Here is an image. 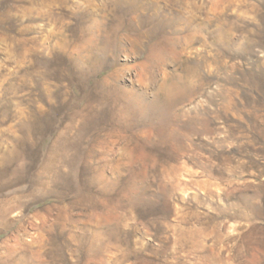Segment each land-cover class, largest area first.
Listing matches in <instances>:
<instances>
[{
  "label": "rangeland",
  "instance_id": "obj_1",
  "mask_svg": "<svg viewBox=\"0 0 264 264\" xmlns=\"http://www.w3.org/2000/svg\"><path fill=\"white\" fill-rule=\"evenodd\" d=\"M0 264H264V0H0Z\"/></svg>",
  "mask_w": 264,
  "mask_h": 264
}]
</instances>
